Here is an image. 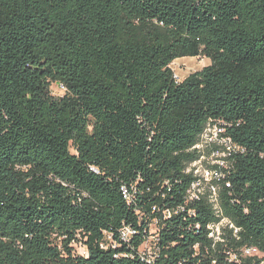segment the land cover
Here are the masks:
<instances>
[{"label":"trees","instance_id":"trees-1","mask_svg":"<svg viewBox=\"0 0 264 264\" xmlns=\"http://www.w3.org/2000/svg\"><path fill=\"white\" fill-rule=\"evenodd\" d=\"M184 56L209 64L176 80ZM208 124L233 149L190 199ZM246 248L264 254V0H0V264H264Z\"/></svg>","mask_w":264,"mask_h":264},{"label":"rangeland","instance_id":"rangeland-1","mask_svg":"<svg viewBox=\"0 0 264 264\" xmlns=\"http://www.w3.org/2000/svg\"><path fill=\"white\" fill-rule=\"evenodd\" d=\"M209 64V60L205 57H191L184 56L175 59L171 66L174 73L179 79L185 78L188 74L201 69L203 66ZM50 91L53 96L63 95V88L56 83H52ZM201 151V156L197 161L192 162L187 171H192L194 175L200 177L201 181L192 187L194 194L204 193L210 188L212 177L206 174V170H210L209 166L214 164L224 165V161L221 157L227 155L226 151L233 149L230 140L223 135V129H220L217 125L208 124L201 135L200 141L196 146ZM227 149V150H226ZM214 201L215 199L211 198ZM217 206V204H215ZM226 220H223L219 224L215 225L214 230L218 231L220 226H225ZM230 226V225H229ZM155 240H156V227L154 224L150 226L149 236L146 241L141 245L140 252L146 255L148 258L152 257L155 253ZM73 247L76 252L85 255L86 249L82 243H74ZM243 255L250 256L255 255L258 257H264V254L256 249L246 248L242 252Z\"/></svg>","mask_w":264,"mask_h":264},{"label":"built area","instance_id":"built-area-1","mask_svg":"<svg viewBox=\"0 0 264 264\" xmlns=\"http://www.w3.org/2000/svg\"><path fill=\"white\" fill-rule=\"evenodd\" d=\"M174 78L176 79V80H179V77L174 73ZM206 174L209 176H211L212 178H214V177H217L218 176V174L214 171V170H206ZM199 182H196V183H194V184H192V187L195 185V184H198ZM192 187H191V189H189L188 190V197L190 198V199H194V198H197L198 197V194H194L193 192H192ZM131 232L128 230V229H126L125 230V233H124V236H127V235H129Z\"/></svg>","mask_w":264,"mask_h":264}]
</instances>
